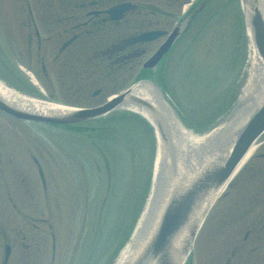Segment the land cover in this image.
I'll return each instance as SVG.
<instances>
[{
	"label": "rangeland",
	"instance_id": "rangeland-1",
	"mask_svg": "<svg viewBox=\"0 0 264 264\" xmlns=\"http://www.w3.org/2000/svg\"><path fill=\"white\" fill-rule=\"evenodd\" d=\"M28 2L37 19L49 12L44 0ZM185 2L190 4L191 0ZM240 7V0H212L166 63L164 78L169 96L180 110L185 127L192 132H202L209 128L207 125L217 124L247 81L251 51L247 39L243 44ZM161 8L167 11L164 4ZM27 10L20 0H0L1 78L21 80L18 84L29 80L27 76L40 71L36 64L40 57L48 68H55L53 73L51 69L48 71L49 81L55 92L53 98L60 102L96 105L119 91L93 100L67 95L59 77L60 66L56 67L52 61L53 40L42 48L37 58V43L33 44L35 66H32L26 58L25 38L31 31ZM183 13L184 5H181L169 20L181 19ZM23 21L27 24L23 25ZM43 30L48 35L46 28ZM43 79H38L41 84ZM224 105L227 107L222 109ZM131 121L63 130L14 121L0 114V222L8 226L18 223L20 228H26L30 218L48 221L47 226L34 232L47 245L41 264H50L51 232L57 241L54 264H113L117 256L115 247L129 232L137 210L142 208L140 215L143 211L155 164L150 156L153 147L149 132L142 129L149 137L145 141L135 129L138 122L132 121V128ZM31 157L41 162L48 185L47 200ZM10 198L20 204V212L11 207ZM219 205L221 202L217 210ZM100 217L102 230L95 226ZM111 240L116 244L113 250H110ZM122 248L121 245L116 253ZM214 248L210 247L206 257L213 255Z\"/></svg>",
	"mask_w": 264,
	"mask_h": 264
},
{
	"label": "flooded vegetation",
	"instance_id": "flooded-vegetation-1",
	"mask_svg": "<svg viewBox=\"0 0 264 264\" xmlns=\"http://www.w3.org/2000/svg\"><path fill=\"white\" fill-rule=\"evenodd\" d=\"M44 3L49 12L40 14L38 19L28 6L29 62L34 65L33 44L37 43V58L42 48L53 40L52 61L56 67L60 66L62 89L74 98L93 100L123 88L132 79L134 71L158 40L136 45H131L129 40L153 30L170 32L173 27L171 17L165 15L175 14L180 0H44ZM122 3L134 4L136 8L115 19L118 15L108 11ZM55 4L59 5V11L54 9ZM156 4L158 8L164 4L172 12H159ZM22 24L27 23L23 21ZM36 64L51 85L48 71L51 69L53 73L55 68H48L45 59L40 57ZM263 145L264 138L259 142L260 150L221 197V206L213 215L214 222L203 231L202 245L199 243L195 248L196 257L191 264H264ZM12 205L18 207L15 203ZM30 226L37 228L33 224ZM4 227L12 236H3ZM51 244L53 251V241ZM214 246L213 255L206 257L210 247ZM7 248L9 254L5 259ZM46 250L47 245L39 237L31 236L26 228L18 225L9 228L0 222V264H41L40 258ZM55 259L56 253L55 257L52 253V264Z\"/></svg>",
	"mask_w": 264,
	"mask_h": 264
},
{
	"label": "water",
	"instance_id": "water-1",
	"mask_svg": "<svg viewBox=\"0 0 264 264\" xmlns=\"http://www.w3.org/2000/svg\"><path fill=\"white\" fill-rule=\"evenodd\" d=\"M242 3L256 56L264 65V2L242 0ZM117 9L122 12L126 7ZM188 22L185 20L173 32L145 63V68L157 65L181 36ZM164 34L155 33L152 37L146 34L142 39L146 41L147 37L154 39ZM149 83L154 99L139 97L128 91L101 107L42 114L10 105L0 97V110L19 120L57 125L97 119L126 105L149 115L160 137V161L154 184L155 195L149 208L151 216H146L144 223L147 230L128 264H184L215 199L252 144L264 133V93L253 99L250 106L236 110L207 142L203 153L191 159L190 155L186 156L181 151L175 131L169 127L172 110L163 93L157 85Z\"/></svg>",
	"mask_w": 264,
	"mask_h": 264
},
{
	"label": "bare ground",
	"instance_id": "bare-ground-1",
	"mask_svg": "<svg viewBox=\"0 0 264 264\" xmlns=\"http://www.w3.org/2000/svg\"><path fill=\"white\" fill-rule=\"evenodd\" d=\"M253 71H255V77H253L254 80L251 81V83H249V85L245 88L243 96L244 98H246L247 96L250 97V99H254L252 97V95L250 94L251 92H255L254 95H259L260 91L264 92V71L263 69L259 66H256V70H255V66L253 68ZM258 86H257V85ZM253 87V88H252ZM259 87V89H258ZM261 87V88H260ZM137 88L139 89V93L140 94H146L147 89L144 86H137ZM252 89V90H251ZM251 90V91H250ZM250 92V93H249ZM0 95L2 97H4L6 100H8L11 103H15L16 105L23 107L31 112H37V113H42V114H47L50 113L51 111H56L58 107H55L53 105L47 104V103H43L37 100H30V99H25L22 96H19L18 94L12 92V91H8L7 89H5L4 87H2L0 85ZM172 129L175 131H179L180 137L182 138L181 140L183 141L182 146L184 148V150L188 153H192L193 156H191V159H195L196 157H199L202 153L203 150L201 149L202 146L207 142L210 141V139L213 138L214 135L210 134V135H206V136H202L200 138H198L196 135L188 132L187 130L183 129L182 127L179 126L178 123L172 122ZM254 148H252L249 153L246 155L244 161H246L252 154ZM151 216V214H150ZM149 225V224H148ZM148 227V226H147ZM137 231H135L136 233H134L133 238L137 241H139V239L141 238V232L143 233L144 229L142 227H138V229H136ZM135 240L133 242H135ZM132 243L130 245V249L131 247H133ZM131 252H135V249H133L132 251L129 250V255L126 257V253H122L120 258L116 261V264H124L126 262V260L128 259V257L130 256ZM124 254V255H123ZM126 257V258H125ZM127 264V263H125Z\"/></svg>",
	"mask_w": 264,
	"mask_h": 264
},
{
	"label": "trees",
	"instance_id": "trees-1",
	"mask_svg": "<svg viewBox=\"0 0 264 264\" xmlns=\"http://www.w3.org/2000/svg\"><path fill=\"white\" fill-rule=\"evenodd\" d=\"M130 125H131V127H133V126H134V124H133V122H132V121H131V124H130ZM141 131H142V130H140V131H138V132H141ZM144 136H145L146 138H148L146 134H145Z\"/></svg>",
	"mask_w": 264,
	"mask_h": 264
}]
</instances>
